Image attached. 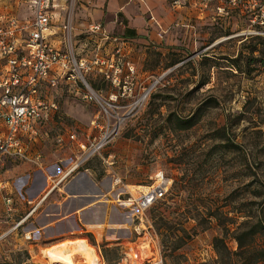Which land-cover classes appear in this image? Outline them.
I'll return each instance as SVG.
<instances>
[{
  "label": "rangeland",
  "instance_id": "374dc122",
  "mask_svg": "<svg viewBox=\"0 0 264 264\" xmlns=\"http://www.w3.org/2000/svg\"><path fill=\"white\" fill-rule=\"evenodd\" d=\"M1 1V9L8 4L34 17L27 0ZM82 2L70 1L68 16L73 50L91 65L88 84L77 78L49 87L44 95L57 108L29 135L37 141L24 143L26 156L7 157L14 217L31 209L27 198L53 186L50 171L61 176L83 144L111 136L1 237L0 264H55L51 246L67 239L95 249L94 264L160 257L162 264H247L257 257L264 264V0H154L157 12L172 19L152 40L115 39L102 24L92 28ZM198 107L197 122L179 128L178 119ZM84 179L93 189L81 194L77 181ZM161 179L169 190L137 229L125 191ZM6 218L0 201V221ZM257 222L261 229L245 235L241 249L236 235ZM216 236L228 247L221 256ZM67 260L58 264H88L81 255Z\"/></svg>",
  "mask_w": 264,
  "mask_h": 264
},
{
  "label": "built area",
  "instance_id": "2783aa9c",
  "mask_svg": "<svg viewBox=\"0 0 264 264\" xmlns=\"http://www.w3.org/2000/svg\"><path fill=\"white\" fill-rule=\"evenodd\" d=\"M47 1L33 0L34 17L24 22L0 9V121L5 124L0 128V189L5 187L6 181L3 178L4 159L8 156H26L23 133H36L47 113L57 108L55 102L47 100L44 92L64 80L73 82L80 78L88 84L84 72H87L91 65L85 58H77L73 50L71 18L69 17L63 25L66 31L65 45L59 46L49 37L50 13ZM92 28L99 29L101 24L96 23ZM115 79H118V76H115ZM71 136L75 137V134L72 133ZM110 136L111 132L101 135L89 147L83 144L84 152L80 159L71 165L62 177L53 180V187L99 151ZM168 190L167 180L161 179L148 185L147 189L133 191L128 188L125 191L128 193L122 200L134 209L131 216L133 223L136 220L139 222L137 229L145 227L146 210L164 198ZM3 198L7 211L12 212L15 209L13 196L4 193ZM35 209L36 207L31 208L25 217ZM25 217L11 228L1 231L0 238L21 224ZM136 255H139V252ZM162 262L160 257L148 264Z\"/></svg>",
  "mask_w": 264,
  "mask_h": 264
},
{
  "label": "crops",
  "instance_id": "0c3cea01",
  "mask_svg": "<svg viewBox=\"0 0 264 264\" xmlns=\"http://www.w3.org/2000/svg\"><path fill=\"white\" fill-rule=\"evenodd\" d=\"M27 1L32 7V15L34 16V2L33 0H27ZM70 1H72V3H74L75 5L77 0H74L75 2L73 0L47 1V8L50 13L49 37L54 43L58 44L59 46L65 45L66 31L64 30L63 25L69 18L68 14L71 5ZM1 2L2 1L0 0V3ZM82 5H83V9L86 10L87 14L89 15L88 22L86 23H89L91 26L96 23L102 24L103 25V26L101 25L103 27L102 29L106 30L108 34H112L115 39L117 38L124 40L125 39L152 40L154 38L157 39L158 35L161 33L159 31V27L162 28V30H164L163 25L167 27L168 26L167 22H169L172 19V15L170 13H167L164 17H162L157 12L158 10L160 11V8L159 7L156 8L154 4V0H85V2H82ZM147 5H149L148 8L146 7ZM151 5L155 9L150 7ZM2 10L5 13H7V15H13L22 22L29 21L31 19V18L28 19L26 17H23L22 14L20 15L19 12H16L12 8V6L9 7L8 4H5V7L2 6ZM154 11L157 13V16L154 13ZM70 18L72 20V34H73V28H74L73 17L70 16ZM161 20H164V22H162ZM0 122H2L0 128H3L5 124L3 123V121ZM43 122L45 123L46 121H42L40 127L44 124ZM22 136L24 143H27L29 140H30L29 143L37 141V136H34L33 138L34 140L30 139L31 136L29 137L28 133L24 132ZM6 161H7V157L4 159V163H3V178L6 181H5V187L0 189V201H3L4 211L8 216V218L3 220L4 221L3 223L2 221H0V230L3 224L6 225L5 230L11 228L19 220L25 217V215L28 213V211H25L24 214L20 215L19 218L14 217V214H16L17 211V205H16L17 201L15 197L12 195L13 194L12 190L15 187V185H14V180L8 177L10 169L6 168ZM36 170L40 171V169L37 168ZM49 174H50L49 177L51 178V182H50L51 184H53V180H58L60 177L63 176V174L59 176L58 171L56 170L50 171ZM77 182L80 185L77 191L80 192L81 194H85V192H88L89 190L93 189V186L90 184V181H88L87 179ZM56 187L60 188L59 185L55 187L50 186V188H48V191L43 196H42L43 193H40L37 196L27 198V201L29 202V207L30 208L36 207V209L34 210L35 212L40 207V204L43 202V199H45L47 194H49ZM26 189L28 190V188ZM4 193H10L14 198L15 209L12 212H8L6 209V204L3 198ZM82 196L83 195H81V198L83 199ZM33 213H31L29 216H31ZM28 217H25V220ZM24 221L21 224H23ZM21 224H19L18 226H20ZM17 227H14L12 230L16 229ZM11 231L9 233H11ZM9 233L7 235H9Z\"/></svg>",
  "mask_w": 264,
  "mask_h": 264
},
{
  "label": "trees",
  "instance_id": "16d2710c",
  "mask_svg": "<svg viewBox=\"0 0 264 264\" xmlns=\"http://www.w3.org/2000/svg\"><path fill=\"white\" fill-rule=\"evenodd\" d=\"M207 81L206 80H203L202 81V83L204 84V83H206ZM199 110H200V107H198L197 108V112H195V113H193L192 115H190V116H188V117H186V118H179L178 119V127L179 128H182V129H184V128H188V127H191L193 124H195L196 122H197V120H198V117L197 116H199ZM222 128H225V125H223V127ZM221 128V129H222ZM224 130V129H223ZM222 134H224V131H223V133ZM230 142V141H229ZM226 143V146H228L230 143ZM117 195V194H116ZM88 208H86V209H84V210H81V211H85V210H87ZM80 211V212H81ZM210 212H212V211H210ZM210 215H213V216H215L216 218H218L219 216H220V214L217 212H212V213H210ZM261 223H255L253 226H252V228L249 230V231H242V232H239L237 235H236V238H237V240H238V243H239V247L241 248V249H245L246 248V241H245V239H244V236L246 235H249V236H251V237H253L260 229H261ZM179 244H181V243H179ZM214 244H215V246H216V249H217V251H218V253L220 254V256H221V254H222V251H223V249H226V250H228V247H227V245H226V243H225V241H224V239H223V237H219V236H216L215 237V240H214ZM177 246H179V245H177ZM247 249V248H246ZM106 248H104V250H103V256L105 257V259L107 260V261H111V259L108 257V254H107V252H106ZM259 257H257V259H255L253 262H250V263H247V264H258L257 262H258V259ZM219 263H221V262H219Z\"/></svg>",
  "mask_w": 264,
  "mask_h": 264
},
{
  "label": "bare ground",
  "instance_id": "6f19581e",
  "mask_svg": "<svg viewBox=\"0 0 264 264\" xmlns=\"http://www.w3.org/2000/svg\"><path fill=\"white\" fill-rule=\"evenodd\" d=\"M51 255L56 260L55 264H58L60 258L65 257L72 263L76 259L77 255L83 256L88 264H94L96 262L95 260L98 259L95 249L86 247L85 245L72 239L63 240L53 244L51 246Z\"/></svg>",
  "mask_w": 264,
  "mask_h": 264
},
{
  "label": "water",
  "instance_id": "95a60500",
  "mask_svg": "<svg viewBox=\"0 0 264 264\" xmlns=\"http://www.w3.org/2000/svg\"><path fill=\"white\" fill-rule=\"evenodd\" d=\"M157 81V80H156ZM156 81L154 82V84L156 83ZM147 93V92H146Z\"/></svg>",
  "mask_w": 264,
  "mask_h": 264
}]
</instances>
